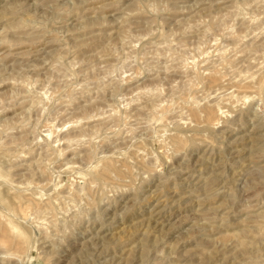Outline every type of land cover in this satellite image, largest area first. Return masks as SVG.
I'll return each mask as SVG.
<instances>
[{
  "label": "rangeland",
  "instance_id": "rangeland-1",
  "mask_svg": "<svg viewBox=\"0 0 264 264\" xmlns=\"http://www.w3.org/2000/svg\"><path fill=\"white\" fill-rule=\"evenodd\" d=\"M0 264H264V0H0Z\"/></svg>",
  "mask_w": 264,
  "mask_h": 264
},
{
  "label": "bare ground",
  "instance_id": "bare-ground-1",
  "mask_svg": "<svg viewBox=\"0 0 264 264\" xmlns=\"http://www.w3.org/2000/svg\"><path fill=\"white\" fill-rule=\"evenodd\" d=\"M224 63V62H223ZM216 78V77H215ZM213 79V81H215L216 79ZM209 79V78H208ZM219 80V79H218ZM219 89V88H218ZM241 100V99H240ZM232 101V100H231ZM215 104V103H214ZM156 105V104H155ZM214 107V106H213ZM137 109V108H136ZM155 109V108H154ZM219 110V109H218ZM206 111V110H205ZM216 111L214 110V109H211V107H209V109L207 110V117L209 116V119H211L210 117H213L214 116V114H216L215 113ZM206 115V114H205ZM99 116V115H98ZM204 117V116H203ZM80 119V118H79ZM105 121V120H104ZM99 122V121H98ZM76 125V124H75ZM66 126V125H65ZM84 127V126H83ZM102 130V129H101ZM69 131V130H68ZM59 133V132H58ZM57 133V134H58ZM66 133V132H65ZM64 134V133H63ZM83 135V134H82ZM49 137V136H48ZM50 138V137H49ZM46 139H48V138H46ZM71 139V138H70ZM49 140V139H48ZM84 140V139H83ZM35 141V140H34ZM59 143V142H58ZM70 143V142H69ZM85 143V142H84ZM55 144H57V143H55ZM80 144V143H79ZM64 145V144H63ZM38 146V145H37ZM58 147V146H57ZM53 150V149H52ZM34 152V151H33ZM79 156V155H78ZM31 161V160H30ZM109 167V166H108ZM110 167H112L111 165H110ZM39 169V168H38ZM106 170V169H105ZM115 170V169H114ZM39 172V171H38ZM43 172V171H42ZM17 201H18V199H17ZM48 204V203H47ZM55 204H57V203H55ZM50 207V206H49ZM41 209H43V208H41ZM52 209V208H51ZM22 218V217H21Z\"/></svg>",
  "mask_w": 264,
  "mask_h": 264
}]
</instances>
